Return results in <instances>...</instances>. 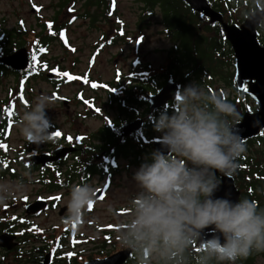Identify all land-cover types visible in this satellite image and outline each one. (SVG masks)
I'll return each mask as SVG.
<instances>
[{
  "label": "clouds",
  "instance_id": "clouds-1",
  "mask_svg": "<svg viewBox=\"0 0 264 264\" xmlns=\"http://www.w3.org/2000/svg\"><path fill=\"white\" fill-rule=\"evenodd\" d=\"M257 9H264V0L245 15ZM225 96L194 80L180 89L171 113L161 110L153 117L165 150H152L134 171L138 191L117 231L118 242L131 250L137 264H236L264 252V208L248 197L215 195L221 177L236 172L246 151L235 130L242 116ZM53 103L51 95L41 93L17 115L16 128L26 141L49 143L52 121L46 109ZM30 183L27 171L15 180L0 179V206L27 194ZM95 193L87 182L71 186L69 224L84 220ZM109 211L115 216L114 209ZM194 242L198 254L193 253Z\"/></svg>",
  "mask_w": 264,
  "mask_h": 264
},
{
  "label": "flooded vegetation",
  "instance_id": "flooded-vegetation-1",
  "mask_svg": "<svg viewBox=\"0 0 264 264\" xmlns=\"http://www.w3.org/2000/svg\"><path fill=\"white\" fill-rule=\"evenodd\" d=\"M105 4V3H104ZM77 7H71L68 5L63 13V20H69L73 18H79L81 13L74 12ZM108 7H104V12L100 13L102 18L113 16L114 12L110 11ZM138 32H145L144 30H138ZM60 33L58 30H54V36ZM135 44L132 45L133 53L130 60V69L128 75L124 77L126 81L128 97L124 98L120 103L114 102L115 116L112 118L111 124L99 125L95 134L82 138L81 132H73L68 136H56V131H61L60 126H56L55 121L52 118V114L49 111L46 112L49 119L52 121L50 131L52 132L49 143H43L42 149L33 148L31 142L24 140L23 143L18 145L1 144L0 145V178L3 176H13L12 172H9V168L6 165L13 166L17 172L15 175L17 178L22 173L27 171L33 181V184L37 186V190L34 194L33 200L31 198L23 199L21 201L22 207L26 202H32L39 196H52L69 193L71 186L76 184L81 179H110L116 171L119 169L117 161L121 158L128 164H135L136 161L142 162L144 157L152 151V143L155 140H159V132L151 130H140L133 135L126 138H119V130L121 123L126 119L133 116H145L151 114V105L148 101V97L155 93L168 78L159 76L152 79L151 69H149L150 62L145 59L146 52L141 53L142 50L140 40L134 38ZM139 41V43L137 42ZM54 42L56 40L54 39ZM68 53H76L78 51L77 45H59ZM108 46H102L98 44L92 45V58H95L102 52L104 48ZM1 51V49H0ZM51 51L50 45H36L33 47L31 57H35V61L30 67L23 71H13L0 62V77L13 76L15 78L16 88L14 91L22 90L21 93H15L17 99L25 97L27 106L30 104V100H33V95L41 94V91L36 92L32 86L41 81L48 86V94L53 97L57 105H63V100L69 101V108L71 106L79 105L80 109L70 111L66 108L65 115L68 118L70 125L83 122V120L89 116L91 111L84 110V106H90L92 103L97 102V92H104L109 88H103L100 82H105L92 75L87 69L82 72H75L73 69L63 66L62 60L56 62L49 60ZM59 62V63H57ZM75 62V60L73 61ZM93 60H91V63ZM65 73L68 75L66 76ZM120 72L114 71L113 79L107 81V86H110V82L119 79ZM29 78V82L26 85L21 84L24 77ZM199 83L198 78L193 77L192 81ZM213 79L209 78L201 86L208 89ZM67 81L68 83H79L83 86L84 83L91 86L90 92L94 93V96L86 95L85 92L76 91L73 97L61 96L57 85L59 83ZM181 82V81H179ZM93 85H96L93 87ZM117 86V85H116ZM85 87V86H83ZM182 88V83H181ZM3 98L0 101L6 102L9 98L10 88L2 89ZM44 93V92H42ZM106 96V95H105ZM61 105V106H62ZM3 107V103L1 105ZM106 106L109 107L107 101ZM63 107V106H62ZM119 108V109H118ZM109 110V109H108ZM161 110H167L168 106L165 105L163 109L155 111L158 116ZM128 112L132 116H128ZM122 121V122H120ZM77 129H75L76 131ZM74 138V139H73ZM82 138V139H81ZM129 143V150L123 152L120 156V146ZM74 147L75 151L69 153L65 157H61L55 161L50 162L47 166L35 165L32 163V155L40 154L43 152L52 154L53 150L57 147ZM138 156V160L136 158ZM42 180H47L44 183ZM74 181V183H72ZM52 182L55 183L53 187ZM50 202V208H53V201ZM125 206H120L114 211H122ZM130 210L129 207H126ZM26 217V216H24ZM115 225V222H106ZM68 226H74L75 224H66ZM104 225V224H103ZM103 225L100 224H87L92 227V230L77 231L76 236H71V232L67 236L62 237L64 243L61 244L58 249L54 244V237L45 236L40 234L39 228L44 227L41 224H27L25 221L16 220L11 224L0 223V235L8 232L15 236V246L11 250L0 247V264H84L86 261L93 259H102L111 253L115 243L118 242V238L114 241L112 248L105 251V245L103 241ZM49 226V225H48ZM118 230L113 229V233H117ZM119 243V242H118ZM122 248H118L119 250ZM59 252H64L65 255H60ZM125 264H134V259L128 260Z\"/></svg>",
  "mask_w": 264,
  "mask_h": 264
},
{
  "label": "rangeland",
  "instance_id": "rangeland-1",
  "mask_svg": "<svg viewBox=\"0 0 264 264\" xmlns=\"http://www.w3.org/2000/svg\"><path fill=\"white\" fill-rule=\"evenodd\" d=\"M58 0H0V19H4L6 21L7 26L13 27L19 25L18 20H23L25 27L27 29L34 28L35 31L40 30V19L44 17H50L54 13L55 4ZM80 4V3H79ZM35 6L37 8L36 12L33 13L31 8ZM118 13L120 16L117 21H103L101 15H98L96 20L90 24L88 19H78L73 21L70 26L65 29V32L68 36V40L71 45H77L78 51L74 54L68 53L63 48L59 46L57 42L51 43V51L49 60L52 62H56L65 58L61 64L68 68L73 69L75 72H82L84 69H87L89 72H92V75L99 78L101 81H110L113 79L114 70L118 69L121 73L126 75L127 71L130 69V60L132 58L133 48L132 43L129 42L137 33L139 29L144 30L143 33L145 37L144 42L141 43L142 50L141 53L146 52L145 59L150 62L149 69L157 70L161 72L164 68L166 62V53L165 50L170 46L169 38L164 33L163 28L164 25L161 21L160 11L155 8L152 15L147 17L144 22L139 24L140 14H141V3L139 0H118L117 3ZM91 10H93L91 8ZM63 12V11H62ZM59 14V17L63 18V13ZM100 11H98L99 13ZM63 21V19H62ZM21 25V24H20ZM116 28H120L122 30H126L124 34V39L118 37L117 41L113 46H108L102 50L101 53L95 58H92V45L99 40V37L106 34L110 36L116 35ZM31 34V31H29ZM33 36V34H32ZM31 38V35L29 36ZM258 38L261 39V42H264V23L259 31ZM135 43V42H134ZM27 48V46L25 45ZM54 57L57 59L55 60ZM75 60V62H73ZM91 60L93 62L91 63ZM59 63V62H57ZM151 70V71H152ZM231 70V69H230ZM127 76V75H126ZM14 77L7 75L0 77V98H3L2 89H6L12 87L14 85ZM216 86H225V82L223 80H218L215 82ZM34 89L38 91L48 93V86L39 81L37 84L32 86ZM85 92L88 96L97 95V102L101 105L104 110L106 109L105 102V94L101 91L94 94L90 92V86L85 88L81 87L80 84L70 83L61 89L60 93L67 95L69 97H73L76 91ZM94 94V95H93ZM36 95H33L34 98ZM103 98V99H102ZM12 99V97H10ZM1 100V99H0ZM32 100H30L31 102ZM11 105L19 109L18 112H22L20 108V101L13 100ZM81 106L75 105L71 106L70 111L80 109ZM66 108L61 105L58 106L57 103H53L51 108L46 109V112L49 111V114H52V118L55 121V124L62 127L64 132L73 133L75 129L78 131L88 134L90 132H95V130L101 125L102 120L99 117H87L81 123H77L75 125H70L68 123V118L65 115ZM108 110V109H107ZM115 110L109 109L108 114L111 117H114ZM161 135V134H159ZM24 138L18 133L16 126H14L11 130L10 142L13 145H18L24 142ZM254 150L255 148H259L256 144L253 147H249ZM264 162V155L262 157ZM122 163L126 162L121 160ZM124 166V164H120ZM138 168V166H132L130 169L122 170L117 175H115L110 184L108 185V193L106 198L100 202H94L93 205L96 206L95 210L88 215H85L84 220L79 224H82L79 228L80 231L87 230L90 232L92 227L87 226V224H100L103 225L106 222H115L123 220L124 217H119L109 211V208L116 209L120 206H125L128 204L130 199L136 194L138 189L135 186L134 181H132V175L134 171ZM1 179L4 180H15L9 176L3 177ZM87 183L92 184L94 187L100 185H107V181H103L100 179H93L88 181ZM37 190V186L32 183L29 184V189L27 194L20 195V200L25 198V195H28L31 200L34 198V194ZM11 198L7 203L0 206V213H2V209L6 208V212H14L20 213L23 212L22 204L19 201H13ZM68 199V193L61 197V203L59 206H65ZM11 206V208H9ZM67 213V211H66ZM60 216L58 215L57 210L49 211L47 213L41 214L39 217L34 218L33 222L35 224L43 225L46 230L50 228L49 224H59ZM117 242V241H115ZM120 243H115V247H120ZM112 247H106L104 252H107ZM254 264H264L263 259L257 258Z\"/></svg>",
  "mask_w": 264,
  "mask_h": 264
},
{
  "label": "trees",
  "instance_id": "trees-1",
  "mask_svg": "<svg viewBox=\"0 0 264 264\" xmlns=\"http://www.w3.org/2000/svg\"><path fill=\"white\" fill-rule=\"evenodd\" d=\"M70 1L73 0H58V8H63ZM141 3V14L139 24L145 21V19L152 15L154 9H159L162 14V23L167 29L168 36L174 40L175 48L170 49L167 64L165 69L160 73L161 76L171 77L178 76L183 78L187 73L191 77L194 76L198 79L203 77V74L208 71H212L216 62L218 61V54L220 58L223 57L222 41L218 36L219 27L215 24H211L206 18L190 10L182 0H139ZM211 5L217 8L218 11L226 14L229 22H239L242 20V15L256 8L260 0H208ZM105 3V4H104ZM83 10L86 14H90V8L95 7L90 22L95 21V15L101 12V7H110V0H84ZM98 11H100L98 13ZM48 21L42 20L40 23V30L37 32L34 28L27 29L25 26L17 25L8 27L4 19H0V46L4 48L3 53H9L12 48L19 46H34V45H46L52 40V36L48 34V23H52V27L56 28L59 25L57 15L59 10L56 11ZM45 19V18H41ZM31 31V34L29 33ZM33 34V36H32ZM31 35V38L29 36ZM12 47V48H11ZM228 73H223L221 78L227 81ZM200 84V81H199ZM124 91V90H123ZM126 91V90H125ZM124 91V92H125ZM129 93L126 92V97ZM112 102L118 101L119 98L110 95ZM125 97V98H126ZM112 104V103H111ZM119 109V108H118ZM130 112H128V116ZM4 117L2 110H0V139L4 135V124L6 119L1 120ZM153 116L147 121L146 127L148 130H153ZM264 133V132H263ZM258 143L263 142L264 135L262 137H255ZM129 146L125 147L128 149ZM250 148L248 147V150ZM256 150L248 153L238 159L239 167L235 172V179L238 186L241 189V198L248 197L254 199L258 203V207L264 208V165H261V157ZM264 155V154H263ZM194 254L199 252L193 249ZM263 259L264 252L253 253L246 260H238L236 264H254L257 258Z\"/></svg>",
  "mask_w": 264,
  "mask_h": 264
},
{
  "label": "water",
  "instance_id": "water-1",
  "mask_svg": "<svg viewBox=\"0 0 264 264\" xmlns=\"http://www.w3.org/2000/svg\"><path fill=\"white\" fill-rule=\"evenodd\" d=\"M192 10L207 16L211 22L219 21L223 25L226 36L231 43L235 55V80L239 86L248 83L246 91L259 103L258 112H246L239 123L236 124L235 130L239 132L242 140L253 137L260 133L264 128V46H260L256 40V27L264 19V9H257L252 15H249L245 21L238 27L237 25H227L223 23L222 15L210 7L207 0H183ZM6 65L15 69H23L27 66L28 57L26 49L21 48L0 59ZM169 87V86H167ZM168 89L164 88L153 97V107L161 105L168 99ZM142 120L125 124L122 128L124 134L131 133L137 129ZM155 149L162 148L161 143L155 145ZM216 196H225L232 200L239 198V191L236 189L233 177H222L221 185ZM39 203L32 208L34 211L39 209ZM207 236V230H205ZM195 245L198 247L197 243ZM115 256V255H114ZM110 257L102 261H94L90 264H120L122 254L116 257Z\"/></svg>",
  "mask_w": 264,
  "mask_h": 264
},
{
  "label": "snow or ice",
  "instance_id": "snow-or-ice-1",
  "mask_svg": "<svg viewBox=\"0 0 264 264\" xmlns=\"http://www.w3.org/2000/svg\"><path fill=\"white\" fill-rule=\"evenodd\" d=\"M138 43H139V41H137ZM33 59H35V57H33ZM65 75L67 76L68 74L67 73H65ZM96 85H93V87H95ZM178 98V97H177ZM97 111H99V109H97ZM54 135H56V136H60V133L59 132H56ZM261 135H264V133H261ZM90 205H91V203H90ZM15 219V218H14ZM196 251L197 252H199L200 251V249L199 248H196Z\"/></svg>",
  "mask_w": 264,
  "mask_h": 264
}]
</instances>
